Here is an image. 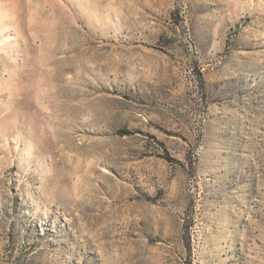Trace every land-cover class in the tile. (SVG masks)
<instances>
[{
  "label": "rangeland",
  "instance_id": "374dc122",
  "mask_svg": "<svg viewBox=\"0 0 264 264\" xmlns=\"http://www.w3.org/2000/svg\"><path fill=\"white\" fill-rule=\"evenodd\" d=\"M0 264H264V0H0Z\"/></svg>",
  "mask_w": 264,
  "mask_h": 264
},
{
  "label": "clouds",
  "instance_id": "9594fccd",
  "mask_svg": "<svg viewBox=\"0 0 264 264\" xmlns=\"http://www.w3.org/2000/svg\"><path fill=\"white\" fill-rule=\"evenodd\" d=\"M46 115H50V113L49 114H46Z\"/></svg>",
  "mask_w": 264,
  "mask_h": 264
}]
</instances>
